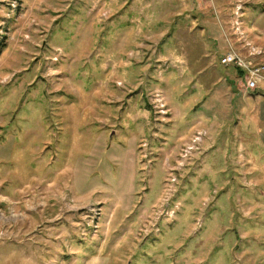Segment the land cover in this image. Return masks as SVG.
Instances as JSON below:
<instances>
[{
  "label": "rangeland",
  "instance_id": "obj_1",
  "mask_svg": "<svg viewBox=\"0 0 264 264\" xmlns=\"http://www.w3.org/2000/svg\"><path fill=\"white\" fill-rule=\"evenodd\" d=\"M0 264H264V0H0Z\"/></svg>",
  "mask_w": 264,
  "mask_h": 264
},
{
  "label": "built area",
  "instance_id": "obj_2",
  "mask_svg": "<svg viewBox=\"0 0 264 264\" xmlns=\"http://www.w3.org/2000/svg\"><path fill=\"white\" fill-rule=\"evenodd\" d=\"M219 63L224 66H232L244 71V75L238 80V84L243 88L244 91H252L255 89V83L253 78L254 73H260L263 66L247 67L246 64L241 60V58L233 53L225 54L220 57ZM252 70V71H251Z\"/></svg>",
  "mask_w": 264,
  "mask_h": 264
},
{
  "label": "trees",
  "instance_id": "obj_3",
  "mask_svg": "<svg viewBox=\"0 0 264 264\" xmlns=\"http://www.w3.org/2000/svg\"><path fill=\"white\" fill-rule=\"evenodd\" d=\"M227 67H232V66H227ZM236 72H237V74H238V79H241L242 77H243V75H244V71H242V70H240V69H238V68H235V67H232Z\"/></svg>",
  "mask_w": 264,
  "mask_h": 264
}]
</instances>
